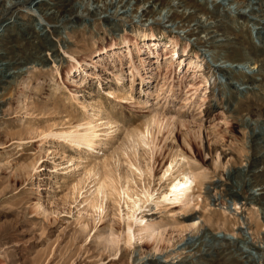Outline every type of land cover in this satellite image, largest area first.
Masks as SVG:
<instances>
[{"label": "rangeland", "instance_id": "1", "mask_svg": "<svg viewBox=\"0 0 264 264\" xmlns=\"http://www.w3.org/2000/svg\"><path fill=\"white\" fill-rule=\"evenodd\" d=\"M43 1L47 7H66L64 19L74 12L76 15L67 23V27H72L55 26L53 17L48 15L37 19L38 14L33 13L38 11L36 7L30 11L23 8L5 12L0 22L2 59L8 61L15 56L26 59L16 68L0 66V264H138V257L158 253L160 248L152 237L140 238L143 234L136 233L139 225L132 226L134 237L125 243L124 212L130 201L128 196L146 201L145 219L154 222L161 231L170 229L172 244L191 229L183 215L190 212L204 215L208 221L206 228L212 232L238 234L237 217L224 220L222 210L225 205L233 208V198L236 209L242 211L241 216L250 227L246 234L248 242L263 240L260 206L244 198L249 192H258L256 187L250 189L251 182L264 180V149L251 144L237 125L242 117L251 126L256 123L258 133L264 125V90L254 96H238L237 88L255 85L252 79L238 84L231 78L228 80L227 74L217 75L216 82L230 83L226 94L230 92L235 102H240L241 112L237 118L229 117L224 107L214 104L206 119L201 95L208 91L198 85L201 82L194 85L200 92L195 94L191 111L187 110L185 98L192 91L186 93L188 87L183 88L189 81L177 85L181 75L188 76L192 70H186L187 60L196 50L199 53L205 50L190 45L188 55L180 61L178 55L193 38L182 37L172 26L157 23L155 19L163 11L148 19L128 12L129 9L125 13L119 11L115 22L121 26L111 30L105 14L87 16L85 0ZM235 3L247 11L246 0H234L233 8ZM257 12L256 19L261 24L248 25L240 33L235 28L232 42L236 45L242 41L256 52H264V5ZM140 21L145 25L143 31ZM150 26L158 40L179 42L178 49L174 47L175 55L171 56L172 44L166 50L158 46V56L147 53L144 42L151 44L146 39ZM30 27L38 32L34 42ZM114 52H121V60ZM42 59L45 62L39 63ZM206 60L211 79L217 63L208 55L204 57ZM141 67L147 72L143 73ZM161 67L158 75L156 69ZM168 67L174 69V78L165 80L161 77ZM247 67L253 65L245 67L246 75H250L255 67L251 70ZM136 69L145 80L148 78L144 75L154 77L147 84L140 83ZM224 97L217 96L218 100ZM192 111L195 116L189 114ZM91 133L95 136L89 140ZM220 140L231 143L217 149L229 151L226 157L210 148ZM256 140L264 145V137ZM255 153L259 157L256 162ZM246 156L250 158L248 162ZM169 165L171 170L165 174ZM187 169L197 174L193 203L181 206L162 201L161 194L172 179ZM213 182L217 185L206 194V184ZM215 192L219 195L212 204L209 194ZM241 237L233 239L235 246L231 251L221 254L216 249L204 248L207 254L184 264H264V252L263 262L256 252H262L263 246L258 250L250 248L249 243L239 240ZM172 247L169 243L164 248L170 250L167 254L175 252ZM167 254L156 257L168 259L162 264H180L186 253L179 259ZM149 264L161 263L153 260Z\"/></svg>", "mask_w": 264, "mask_h": 264}, {"label": "bare ground", "instance_id": "2", "mask_svg": "<svg viewBox=\"0 0 264 264\" xmlns=\"http://www.w3.org/2000/svg\"><path fill=\"white\" fill-rule=\"evenodd\" d=\"M85 1L87 4H86V7L84 8L87 11V16L95 17V16L100 15L101 13L105 14L106 24L109 26V28H111V30L112 29L116 30L117 25L121 26L120 23L115 22L116 14L119 11H123L122 13H125L129 9L128 12L139 14L138 16L140 18L145 17V19H148L150 17L153 18L154 15H156L157 13H160V11L161 12L163 11V14H159V17L157 16L158 18L156 17L155 21L157 23L168 24L172 26L173 29H175L176 31H180L179 32L180 36L188 37L191 39L193 38V42H189L190 40L187 41L184 49L181 50V53L178 55V58L180 61L182 60V57L184 55L185 56L188 55L187 47H190V45L196 44L197 46H200L202 47V49L205 50V51H202L201 53H199L196 50L194 56L187 60L186 70H189L190 68H192L191 72L188 73V76L183 77L181 75V77L178 79L177 85H180V86H182L183 84H186V80H188L189 82L186 84V86L184 85L183 88L188 87L186 90V93L192 91L190 92L189 95L187 94L188 97L185 98L186 101L188 100L187 104H185L187 105V110L190 109L191 111L194 109L195 94L196 92H200L197 90L198 89L197 86H194L198 81L201 82L198 85L204 88V92L208 91L207 94L201 95V98L203 99V100L201 99V102H202L201 105H204L203 117H205L206 119L210 116V111L212 110V107L214 104L222 108L224 107L226 110V112L224 113L227 114L229 117L233 116L234 118H237L240 116V112H241L240 111L241 104H239L240 102H235L230 92L226 94V89H228L230 86V83L228 82L230 78L234 80L235 82H238V84H244L245 83L244 80H247L250 77L252 79L251 82L253 81V83H255V85L253 86L251 85L252 87L250 88H247V87L237 88V91H239L238 96L241 94L254 96L255 93H258L259 90L261 91L264 90L263 88L264 86V52H256L254 48H250L249 45L244 46L242 41L241 42L238 41V44L236 45L232 42V39L234 36L232 35V31L234 32L235 30L236 32V29H238L239 31L237 32L240 33L242 32V30L246 31L248 25H260L261 24L260 21L256 19V14L258 13L257 11L258 10L260 11L261 8L263 7L264 0H246L247 3L245 6L248 8L247 11L241 10L243 6L239 5L238 3H235L236 6L233 8V6L231 5L233 4L234 0H85ZM8 2L9 4L7 5ZM46 5L47 3H45L43 0H0V22H2V18L4 17L5 12L10 13V12H13L14 10L22 11L23 8H27L29 10L31 9V7H36L35 9L38 11L33 12V13L36 15L38 14L36 16L37 19L39 20L42 19L43 18L41 17L42 15L44 16L48 15L49 17H53L55 26H58V27L61 26L64 29L72 27V26L67 27V23L72 21L74 15L76 14H73L74 12H70L71 8L69 5H67L68 6L67 10L70 13L68 12L69 13L68 14L67 12H65L68 14L67 19H64L65 17H63L66 7L61 6V5H53V6L49 5L47 7ZM28 10H26L27 11L26 15H29L30 17V14H28L30 10L29 11ZM138 23H141L143 25V28H142V31H143L144 26H145L144 23H142L141 21ZM229 23L234 25V27L230 26ZM1 26L2 24H0V27ZM149 28H150V33L148 34V38L146 39L147 41H151V44H147L144 42V45L146 44L148 48L147 53L156 54V56H158L159 55V53L157 52L158 46L161 45L163 47V50H166V47L169 48L172 44L173 49L171 50V53H172L171 56L175 55L176 49H174V47L177 48V46H179V42L177 41L174 42V40H172L171 43L162 42L161 40L157 39L154 31L152 30L153 29L152 26H150ZM258 33H260V31ZM144 35L146 36L147 34L144 33ZM30 37H32V40H31L32 42L34 39L38 37V32L34 31L33 29L30 32ZM38 42L39 41H37V43ZM151 46H153V48H151ZM116 48L120 49V47L118 46ZM119 54H121V52L113 53V55H117V56H119ZM205 55H208L212 62L217 63L214 66V73L212 74L211 79L209 78L210 70L208 69V65H207L208 62L207 60L204 61ZM146 59L147 57L144 58V60H142L144 61L143 63H145ZM25 60L26 59L19 60V57L15 56L8 61H4L2 59V54L0 53V66L13 65V67L16 68L19 65L23 64ZM119 60H121L120 56H119ZM38 62L44 63L45 61L42 59L41 61H38ZM47 62L45 63V66L48 65ZM225 62H229L231 64L234 63L235 66L233 67L227 66L226 64H223ZM249 63H251L253 67H255V70H252L250 75H246L245 67H246V64H249ZM253 67L252 68L247 67V68L251 70L253 69ZM140 70H142L143 73L147 72V71L145 72L146 70L145 67H141ZM160 70H163V67H161V69L160 68L156 69V71H159V72H156L158 75H161L162 71ZM136 72L139 74L138 78H140V83L147 84L148 81L154 77V75H151V74H149L148 76L144 75L145 77L148 78V80H145L146 78L143 77L140 71L136 69ZM173 72H174V69H172V67H168L163 77L161 78H164L166 80L168 79V77H171L172 79L174 78V75L172 77ZM224 74H227L229 76L228 80L224 82H221V81L216 82L217 75H224ZM158 75L155 78V82L157 80V83L159 81ZM120 79H121V74L117 76V80L119 81ZM76 80L77 79H74L73 81H76ZM231 86H234V85H231ZM145 93H148V92L145 91ZM218 95L220 96V99H222L221 98L222 96H225V97L223 100H218L217 98ZM189 114L191 116L193 114H194L193 116L196 115V113H194L193 111L190 112ZM263 119H264V114H263ZM88 125H90V123ZM237 126L238 127L241 126L240 130L242 131L244 137L248 138V141L251 144L254 143L256 148L258 149L262 148L261 150L263 151L264 145H260V142H258L256 139H259V138L263 139L264 130L262 129V127L264 128V125H262L261 129L258 130V133H255V128L257 127L256 123L255 125L251 126L250 122H247L243 120L242 117H240V124H238ZM93 133L89 135L90 137L87 135L88 136L87 138L88 139L90 138L89 140L93 139L91 138V136L92 137L95 136L94 135L95 133L94 134ZM86 139H85V142L82 140L85 144H86ZM220 141L223 143L220 142L218 145H215V146L212 144L210 145V148H213L214 151H216L218 155L222 157H226L230 154L229 151H226L225 149L224 150L221 149L220 151H218L217 149L219 147L222 148L223 146H228L231 143L230 141H227V140H220ZM89 146H91V144H89ZM261 150H259L258 153H260ZM258 153H255V156L253 157L254 162H256V160H259V157L257 155ZM249 159L250 158L246 156V162H248ZM170 170H171V166L169 165L165 169V174L167 172H170ZM243 170L244 169H240L239 171L243 172ZM235 173L236 171L234 172V174ZM196 178H197L196 173H192L189 170L186 172L183 171L181 176L175 177L172 179V182L168 186L169 188L164 193L161 194V198H162L161 200L165 202H174L181 206H189V204L191 202L193 203V200H194V188H195ZM216 185H217L216 182H213L211 184H206L205 186L206 194L209 193V191H211L212 189H214ZM250 185H251L250 189L253 190V188L256 187L255 190H258V192L257 193L249 192L245 196L244 199L248 203L256 202L259 204L260 212L263 215L262 216L263 220L261 218L260 219L264 222V200L260 201L261 199H264V180H262L261 182H255V183L251 182ZM110 189L112 188L110 187ZM232 192H235V191L232 190ZM218 195L219 194H217L216 192L213 194H209V199L211 200L212 204H214V202L217 201ZM127 196H128V193L126 192V197ZM128 198L130 201L128 200L129 203H127L126 205L127 207L125 206L127 210L126 212H124L126 215V219H127V224H126L127 225L126 226L127 236L125 237L126 239L125 243H130L131 238L134 237V230H132V226L139 225L141 226L139 227V230H137L139 231V233L137 231L136 233L139 235L143 234L140 238L152 237V239H154L155 241L157 240L156 241L157 248H160L159 249L160 251H158V253L157 252L148 253V254H145L144 256L138 257L137 262H136L138 264H149L153 260H157L161 264L162 262L163 263L166 262L168 259L166 258L161 259L162 258L161 255L159 258H157L156 256L157 254H161V253L167 254V251L169 249L164 250V248H166L167 244L169 243H170V247L173 246L171 248V251L173 250L175 252L173 253L169 252L167 254L168 256L179 259V257L183 253H186L183 256V260L180 264H184L189 261L193 262L202 254L203 255L207 254L208 252H206V250L208 251L210 249L211 250L216 249L219 253L223 254V252L231 251L234 249L233 246H235V244H234L233 239L237 238L239 235L242 236L239 240L244 243H249L248 246L250 248L258 250V248L263 246L262 252L260 250L256 251L259 253L258 254L259 261L263 262V259L261 257L264 252V239L260 240L258 242L259 244L253 241L248 242L249 239L246 234L249 233L247 230L250 231V227L248 225L246 218H243L241 216L242 211L236 209L237 208L236 201L234 200V198L232 199L233 208H230L229 205H225V204H224L225 206L221 208L223 210V213H225L224 220H230L232 217H237L238 221L240 222L237 226L238 234L227 233V232H222V231L212 232L206 228L207 227L206 223L208 221L206 217H204V215H199L197 212H190L188 214H183V215L186 219V222H185L186 225L188 227H191V229L187 230V232L185 231V233L183 234L179 242L174 243V244H172L173 243L172 240L174 239V237L172 236V234H168L169 232L171 233L170 229H168L169 232H166L165 230L161 231L159 229L160 227L156 226L154 222H149L148 219H145L146 209L144 208L148 206L144 204L146 201L138 197H136L135 199H131L128 196ZM156 204L157 202H154L155 206ZM241 208L243 207L241 206ZM149 209H152V208H149ZM149 209H147V211ZM195 210L197 211V209ZM111 234H113V229H111ZM245 246H247V244Z\"/></svg>", "mask_w": 264, "mask_h": 264}]
</instances>
